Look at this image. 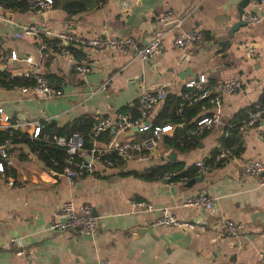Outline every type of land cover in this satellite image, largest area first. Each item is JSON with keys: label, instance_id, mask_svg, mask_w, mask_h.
I'll list each match as a JSON object with an SVG mask.
<instances>
[{"label": "crops", "instance_id": "0c3cea01", "mask_svg": "<svg viewBox=\"0 0 264 264\" xmlns=\"http://www.w3.org/2000/svg\"><path fill=\"white\" fill-rule=\"evenodd\" d=\"M238 1L128 0L122 7L120 0H103L72 15L60 8L42 15L31 10L0 12V55L10 50L20 57L41 53L38 70L56 90L53 96L37 97L21 94L15 86H0L3 112L11 117L24 115L30 123L19 130L28 134L33 123L62 127L80 114L91 115L95 122L103 116L113 119L120 112L130 114L139 92L162 89L164 95H179L184 83L199 74L205 75L208 84L227 76H237L241 82L237 90L221 97L218 120L202 132L195 145L181 151L170 147L166 138L174 133L171 125L145 162L122 160L119 166L94 162L92 173L70 181L61 172L43 166L25 145L3 144L12 157V182L7 184L0 175V244L15 238L25 253L20 252V246L3 247L0 264H96L100 258L107 264H260L258 254L264 251V183L255 175L244 174L241 168L247 158L258 159L264 166V120L246 125L241 111L259 101L264 92V1L251 8L258 20L239 26L220 49L218 42L226 38L227 28L236 20ZM248 6L247 2L243 10ZM165 12L177 22L163 30L158 18ZM30 22L44 23L52 34L68 31L84 36H131L140 45L159 33L162 49L143 60L109 48L86 50L88 69L80 74L72 66V57L59 56L52 44L38 48L32 37H13L20 25ZM191 29L201 32L194 44L173 45L177 33ZM239 43L253 46L256 56H250ZM13 65L24 66L22 62ZM199 100L186 125L213 112L208 97ZM162 101L151 107L150 123ZM232 120L241 123L240 148L218 166L203 173L194 170L180 183L131 173L167 161L180 163L181 170L185 169L208 154ZM148 134L149 130L112 128L100 134L97 144L139 140ZM171 153L172 160L168 158ZM190 179L193 181L188 182ZM198 193L213 198L211 210L181 204L184 197ZM67 199L90 206L95 220L92 234L46 229ZM134 200L148 201L152 209L134 207L130 203ZM162 208L194 226L151 225ZM224 218L239 221L242 231L227 235L221 226Z\"/></svg>", "mask_w": 264, "mask_h": 264}, {"label": "built area", "instance_id": "2783aa9c", "mask_svg": "<svg viewBox=\"0 0 264 264\" xmlns=\"http://www.w3.org/2000/svg\"><path fill=\"white\" fill-rule=\"evenodd\" d=\"M128 0H120V5L125 7ZM264 0H248L249 6L244 8L240 19L244 23H252L258 20V16L251 10L252 6L263 2ZM51 0H26L28 9L38 14H44L51 9ZM3 10L0 4V12ZM174 17L165 12L158 18L160 24H166L173 20ZM53 35L57 39L54 43L56 52L59 56H71L70 51L65 47L70 45L72 47L80 48L84 53L86 50L109 48L119 52H130L132 55L147 59L149 56L160 53L162 44L160 41V34H154L145 44H138L131 36H117V35H101V36H84L68 31H61L52 34V31L43 23H25L18 27V30L13 33V37L20 38L29 36L37 41L40 48L42 41L45 38H50ZM201 32L197 29H191L177 33L172 40L175 46H190L194 44ZM240 47H244L250 56H256V51L251 45L246 43H239ZM41 53L37 57L31 55L18 56L14 50H10L6 55L0 56V62L4 67H8V74L10 76H17L25 78V83L16 85L15 87L21 94H30L37 97H50L56 94V90L50 85L44 75L38 70V62ZM72 57V56H71ZM22 62L23 67L15 66L13 63ZM75 71L83 74L88 69V64L85 60L74 64ZM240 79L237 76H227L211 83H207L206 77L203 74L197 75L196 79H190L184 83L186 91L183 93L184 101L189 104L199 100L200 98L208 97L209 102L212 103L213 112L210 115H202L194 121V126L189 130V134L199 135L205 129L209 128L218 120V111L220 99L224 95H228L237 90L240 86ZM164 97V91L157 89L155 91H141L137 94L133 108L135 115L131 116L129 113H117L113 119L103 116L99 118L90 127L88 143L89 146H84L83 137L77 132L69 134H52L50 141L57 146L64 149L65 157L61 165V173L64 174L68 180L81 174H90L93 172V163L101 162L103 165H110V155H118L124 160L135 162H145L152 154L157 141L163 133L171 129V125L166 123L163 125H153L148 119V114L151 107ZM179 102L176 108L179 113L182 106ZM260 119L264 120V102L255 101L245 107L244 124L252 125L257 123ZM30 121L24 115L11 117L3 112L0 106V129L10 131L29 124ZM131 126H136L138 130H149L148 136L139 140H112L105 144L98 145L97 140L101 133L108 129H116L123 131ZM41 124L33 123L32 131L29 133L31 137H35ZM44 138L46 134L42 135ZM4 143L0 144V175L5 176L6 183L11 184L12 179L9 173V166L11 165L12 157L9 154ZM217 148L216 159H226L231 156L230 148L219 146L216 142L214 145ZM192 165L196 172L203 173L209 169L207 165L203 164L202 158L193 161ZM242 172L246 175H255L259 183H264V166L258 159L247 158L242 163ZM175 175L174 171H169L163 174V177L169 180L171 176ZM184 180L183 177H178L175 180H169L171 183H180ZM132 206L143 208L145 210L152 209L148 201L134 200L130 201ZM183 206H193L207 210L212 209L213 198L205 193H198L195 195L186 196L181 201ZM57 217H60L58 219ZM151 225H167V226H186L193 227L194 224L188 221H179L166 208L161 209L160 216L150 223ZM221 226L227 235L235 236L242 231V224L239 221L224 218ZM47 230L51 231H73L78 234H92L95 231V220L92 215L91 208L86 203L74 204L71 199L62 201L59 205L54 217L50 219ZM12 245L20 246L19 250L22 254L25 250L21 247V243L15 238H9L5 243L0 244V249L3 247H10ZM258 260L260 264H264V251L259 252ZM96 264H107V261L100 258Z\"/></svg>", "mask_w": 264, "mask_h": 264}, {"label": "trees", "instance_id": "16d2710c", "mask_svg": "<svg viewBox=\"0 0 264 264\" xmlns=\"http://www.w3.org/2000/svg\"><path fill=\"white\" fill-rule=\"evenodd\" d=\"M51 8H60L66 14L72 15L84 12L93 6H97L102 3L103 0H51ZM4 10L23 12L27 11L28 6L26 0H0ZM57 42L56 38H45L42 41V45L50 46L55 49L53 44ZM68 51H70L72 56V66L74 64L80 63L85 60V53L78 47H72L70 45L65 46ZM3 49L0 48V54L3 53ZM1 56V55H0ZM0 64H2L0 62ZM8 67H4L0 70V86L9 88L16 85L24 84L25 78L10 76L8 74ZM184 90L179 95L175 94H165L163 97V103L160 111L151 121V126L153 125H163L170 124L173 126L174 133H172L168 138H166L167 143L170 147L176 150H186L197 143L199 135L189 134L187 128L194 126V121L186 125L187 120L195 114L198 104L201 103L200 100L187 104L184 101L183 93ZM259 101L264 102V92L260 95ZM179 102H182L179 113H177L176 108ZM245 109V108H244ZM244 109L241 111L244 118ZM130 115H135V109H130ZM209 115V114H205ZM196 120V119H195ZM95 122V119L91 115L80 114L73 117L70 121L66 122L62 127H55L53 123L41 125L38 134L35 137H31L28 133L22 132L17 129H12L10 131L0 129V144L4 143L6 140L7 144H22L25 145L27 150L33 153L36 158L42 163L43 166L50 168L56 172H61V165L63 158L65 157L64 149L61 146H57L50 141V136L52 134H69L71 132H77L83 137L84 146L88 147V136L90 127ZM181 124H184L182 127ZM240 126L241 123L231 121L225 125L222 133L217 139L219 146H225L230 148L231 155L236 154L240 148ZM106 130L103 133H107ZM46 134L47 137L44 138L42 135ZM8 150V149H7ZM217 148L213 146L208 154L202 158L203 164L207 165L209 168L213 166H218L225 159H216ZM111 165L119 166L122 159L118 155H110ZM192 167V168H191ZM195 167L191 164L185 169L181 170L180 163L175 162H163L161 164L152 165L141 172L131 171L134 176H138L145 179H151L155 177H163V174L174 171L175 175L171 176L169 180H175L178 177H183L186 179L194 172Z\"/></svg>", "mask_w": 264, "mask_h": 264}, {"label": "water", "instance_id": "95a60500", "mask_svg": "<svg viewBox=\"0 0 264 264\" xmlns=\"http://www.w3.org/2000/svg\"><path fill=\"white\" fill-rule=\"evenodd\" d=\"M247 1L248 0H239L236 3V7H235L236 8V14H237L236 15V20L233 23H231V25L227 28L226 33H225L226 38L224 40L218 42V45H219L220 49H222L225 45H227L229 38L232 37L233 31H235L239 26L244 25V22L240 19V17H241V13L243 12V7L246 5ZM65 18L68 19L69 16L66 15ZM176 22H177V20L173 19L170 22L164 24L162 29L166 30L167 28L172 27ZM3 68H4V65L0 64V70L3 69ZM136 129H137L136 126H131V127L128 128V131L129 132H133ZM173 156H174L173 153H171L170 155H168V158L172 160ZM192 181H193V179H190L188 182H192Z\"/></svg>", "mask_w": 264, "mask_h": 264}, {"label": "rangeland", "instance_id": "374dc122", "mask_svg": "<svg viewBox=\"0 0 264 264\" xmlns=\"http://www.w3.org/2000/svg\"><path fill=\"white\" fill-rule=\"evenodd\" d=\"M43 24H44V23H43ZM50 38H52V37H50ZM50 38H49V39H50ZM53 38H55V37H53ZM33 39H34V38H33ZM34 41H35V39H34ZM35 42L37 43V41H35ZM53 46H54V44H53ZM55 50H56V49H55Z\"/></svg>", "mask_w": 264, "mask_h": 264}]
</instances>
